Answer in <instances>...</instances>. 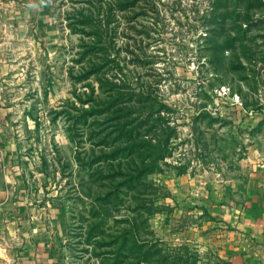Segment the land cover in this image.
<instances>
[{
    "label": "rangeland",
    "instance_id": "rangeland-1",
    "mask_svg": "<svg viewBox=\"0 0 264 264\" xmlns=\"http://www.w3.org/2000/svg\"><path fill=\"white\" fill-rule=\"evenodd\" d=\"M90 1L0 0V198L11 209L27 200L51 228L61 264H137L118 241L133 223L152 253L141 264H232L220 213L243 203L246 158L264 145V125L254 124L264 85L253 64L264 53V1L137 0L125 10L105 0L115 8L107 75L147 93L143 118L153 128L143 132L168 140L155 170L118 200L109 193L123 177L102 164L105 178L93 181L77 159L92 143L68 131L86 82L99 91L94 75L75 78L93 40L75 31L74 16ZM128 164L115 162L120 172Z\"/></svg>",
    "mask_w": 264,
    "mask_h": 264
},
{
    "label": "trees",
    "instance_id": "trees-1",
    "mask_svg": "<svg viewBox=\"0 0 264 264\" xmlns=\"http://www.w3.org/2000/svg\"><path fill=\"white\" fill-rule=\"evenodd\" d=\"M136 2L137 0H118L117 6L119 9L126 10L135 6ZM88 4L89 6L81 8L78 15L74 16L76 18L73 23L75 31L93 40L92 44L85 45V50L77 59V62H86V64L83 66V71L75 78L82 81L94 75L99 84V91L95 90L92 82H86L87 86L91 87V91L86 98H80L85 105L75 107L78 110L77 114L68 112L72 119L68 131L71 140L78 145L85 138L91 141L90 153H87L88 159L84 160L79 154L77 159L88 171L93 181H98V177H103L95 168L102 164L109 165L114 171L108 177L114 179L123 177L122 181L118 180L114 184L113 191L109 193L118 200L122 192L128 194L127 190L135 189L133 188L135 183H139L155 170L159 159L165 155L168 140L159 139L155 142L153 138H147L143 132L145 127L148 132L153 128L148 119L143 118L144 110L149 102V97L145 95L147 93L143 89L136 91L132 87L126 88V85L118 84L107 75L109 46L105 43L111 41L109 25L115 16L114 4H105V0H91ZM98 147L100 148L99 154L97 153ZM118 157L131 159L135 167L128 164L130 165L128 171L120 172L115 165ZM133 197L136 200H143L142 196ZM141 207L144 206L141 205ZM93 214L96 215L95 211ZM132 226L133 232L125 230L118 237V241H121L119 249L128 248L132 257L138 259L137 264L148 262L149 257L152 256L151 250L143 247L145 241L140 240L136 234L135 223ZM130 233H133V240H130L132 236Z\"/></svg>",
    "mask_w": 264,
    "mask_h": 264
},
{
    "label": "crops",
    "instance_id": "crops-1",
    "mask_svg": "<svg viewBox=\"0 0 264 264\" xmlns=\"http://www.w3.org/2000/svg\"><path fill=\"white\" fill-rule=\"evenodd\" d=\"M256 58L253 64L260 68L264 85V53ZM259 105L254 124L262 130L264 102ZM258 138L264 141V135ZM244 168L248 180L243 203L221 207L220 221L228 228L222 254L232 264H264V145L253 146ZM10 201L8 196L0 198V264H61L63 253L46 221L30 213L26 199L16 198L13 209L7 206Z\"/></svg>",
    "mask_w": 264,
    "mask_h": 264
}]
</instances>
